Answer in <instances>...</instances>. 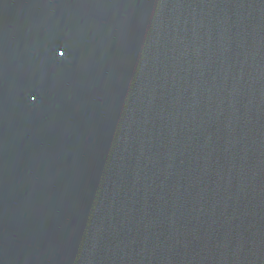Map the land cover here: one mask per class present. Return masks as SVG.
<instances>
[{
    "label": "water",
    "instance_id": "1",
    "mask_svg": "<svg viewBox=\"0 0 264 264\" xmlns=\"http://www.w3.org/2000/svg\"><path fill=\"white\" fill-rule=\"evenodd\" d=\"M0 264H264V0H0Z\"/></svg>",
    "mask_w": 264,
    "mask_h": 264
}]
</instances>
